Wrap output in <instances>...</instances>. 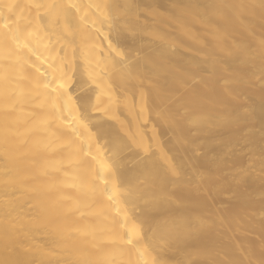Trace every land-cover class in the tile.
Returning a JSON list of instances; mask_svg holds the SVG:
<instances>
[{
	"label": "bare ground",
	"instance_id": "obj_1",
	"mask_svg": "<svg viewBox=\"0 0 264 264\" xmlns=\"http://www.w3.org/2000/svg\"><path fill=\"white\" fill-rule=\"evenodd\" d=\"M247 86L264 87V0H0V264L263 263L211 247L251 183L245 165L216 183L225 159L198 153L248 122L259 148Z\"/></svg>",
	"mask_w": 264,
	"mask_h": 264
},
{
	"label": "rangeland",
	"instance_id": "obj_2",
	"mask_svg": "<svg viewBox=\"0 0 264 264\" xmlns=\"http://www.w3.org/2000/svg\"><path fill=\"white\" fill-rule=\"evenodd\" d=\"M234 39L236 38L234 37ZM226 44L227 41L224 42V45ZM258 48L259 46L257 45L254 49L258 50ZM227 79L232 80V77L230 79V76H227ZM252 94H256V97L252 98ZM238 96L239 98L234 100V105L237 107L236 110H238L239 116L241 114H250L253 111L254 104H257L258 100H264V87L257 86L253 88L247 86L239 91ZM226 99V96H222L220 98L223 102V105H221L220 108V113L222 112L223 118L228 120L225 109V105L227 104ZM244 99L247 100L244 101ZM258 131L259 128L256 127L255 124L249 125V122L246 129H241L239 126L232 124L227 130L216 135V140L213 143L214 147L212 149H209L204 145V139H200V149L198 153L203 157V161H205L204 166H208V161L213 162L218 157L225 159V163L227 165L226 168H224V166H217L215 169L214 181L216 183L219 184L224 182L227 180L228 174L231 173L233 175L232 179L236 177L244 179L246 175L249 183H251L249 187H255V185H258V181H263L262 183L264 186V165L259 166L257 164L259 159L264 158V135H259L257 137L259 148L256 150H254L246 140L251 133H256ZM232 134H236V140L229 143L225 147L224 151H222V143L219 138L229 137ZM185 147H187V145ZM235 154L243 156L241 161L234 156ZM241 165H245L244 168H247L248 170L244 173L245 175L241 173ZM198 170H201V167H199ZM256 174H260L263 178H258ZM235 183H237L236 180ZM249 187L248 191L250 192H248V207L236 202V200H245L244 196L236 198L229 196L227 204L230 206L232 211L236 210L238 212V223L235 227H231L228 230L224 228V224H221L218 231H216V236L214 237L215 242L211 247H219L220 245L230 242V248L232 251L239 252V250H245L246 257H250L251 253L253 255L255 254L262 259L263 263L261 264H264V194H253ZM226 231L231 232V234L234 235V239L229 241L225 236ZM243 235L246 242L243 241ZM238 246H240L241 249H239ZM241 264L247 263L241 261Z\"/></svg>",
	"mask_w": 264,
	"mask_h": 264
}]
</instances>
